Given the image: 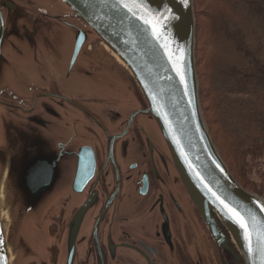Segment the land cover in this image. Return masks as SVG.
Segmentation results:
<instances>
[{"label": "water", "instance_id": "water-1", "mask_svg": "<svg viewBox=\"0 0 264 264\" xmlns=\"http://www.w3.org/2000/svg\"><path fill=\"white\" fill-rule=\"evenodd\" d=\"M0 3L7 13L0 19V145L11 148L15 140L29 138L26 130L14 129L4 101L8 95H20L23 80L28 82L40 72L37 62L43 57L49 77L76 89L82 86L74 84L76 77L88 72V47L98 42L103 53L108 51L129 72L142 93L147 108L139 130L155 173L168 175L175 182V195L192 203L214 236L230 247L217 222L222 224L245 264H264V197L249 193L235 180L202 117L193 0ZM35 10L46 15L32 24L25 22ZM68 13L77 18L67 19ZM44 115L48 116L40 114ZM92 168L75 167L77 188ZM57 174L58 167H12L8 156L0 157V264L37 259L35 229L40 211L57 189L52 179ZM21 210L25 214L17 225ZM20 239L24 247L16 250ZM70 252L65 246L58 264H71ZM40 264L49 260L43 257Z\"/></svg>", "mask_w": 264, "mask_h": 264}, {"label": "flooded vegetation", "instance_id": "flooded-vegetation-1", "mask_svg": "<svg viewBox=\"0 0 264 264\" xmlns=\"http://www.w3.org/2000/svg\"><path fill=\"white\" fill-rule=\"evenodd\" d=\"M6 15L0 3V19ZM45 15L35 10L25 22ZM101 49L98 42L88 47V72L76 77L74 84L82 85L77 93L46 74L42 57L34 79L23 80L21 94L4 101L14 129L26 130L29 138L15 140L11 148L1 144L0 157L8 156L12 167H58L52 176L57 189L35 229L37 259L26 264H40L43 257L58 264L65 246L71 264H245L222 224L217 222L230 247L192 203L175 195L168 175L155 173L139 130L147 108L142 93ZM75 167H94L78 188ZM23 247L20 239L16 250Z\"/></svg>", "mask_w": 264, "mask_h": 264}, {"label": "trees", "instance_id": "trees-1", "mask_svg": "<svg viewBox=\"0 0 264 264\" xmlns=\"http://www.w3.org/2000/svg\"><path fill=\"white\" fill-rule=\"evenodd\" d=\"M204 123L222 160L250 193L247 158H264V0H194Z\"/></svg>", "mask_w": 264, "mask_h": 264}, {"label": "rangeland", "instance_id": "rangeland-1", "mask_svg": "<svg viewBox=\"0 0 264 264\" xmlns=\"http://www.w3.org/2000/svg\"><path fill=\"white\" fill-rule=\"evenodd\" d=\"M193 4H194V0H193ZM255 160L256 159H253L251 157H248L247 158V163L249 164V167H248V171H247V173L245 175V179L247 180V182L249 184H252V185L255 186L256 194L255 193H252V192L251 193L254 194V195H257L260 198H262L264 196V179H263V181L261 183H259L260 177L257 174H255V171L258 172L257 169H256V167H255V165H254L255 164Z\"/></svg>", "mask_w": 264, "mask_h": 264}, {"label": "built area", "instance_id": "built-area-1", "mask_svg": "<svg viewBox=\"0 0 264 264\" xmlns=\"http://www.w3.org/2000/svg\"><path fill=\"white\" fill-rule=\"evenodd\" d=\"M254 165L258 171V172L255 171V174H257L260 177L259 183H261L264 179V158L262 157L256 158Z\"/></svg>", "mask_w": 264, "mask_h": 264}, {"label": "bare ground", "instance_id": "bare-ground-1", "mask_svg": "<svg viewBox=\"0 0 264 264\" xmlns=\"http://www.w3.org/2000/svg\"><path fill=\"white\" fill-rule=\"evenodd\" d=\"M1 197H2V201H3V204H4V199H3V195L1 194ZM7 220H9V217H8V213L6 212V215L4 216Z\"/></svg>", "mask_w": 264, "mask_h": 264}, {"label": "snow or ice", "instance_id": "snow-or-ice-1", "mask_svg": "<svg viewBox=\"0 0 264 264\" xmlns=\"http://www.w3.org/2000/svg\"><path fill=\"white\" fill-rule=\"evenodd\" d=\"M188 2V0H184V3H187Z\"/></svg>", "mask_w": 264, "mask_h": 264}]
</instances>
